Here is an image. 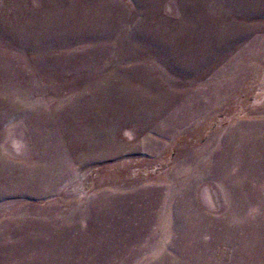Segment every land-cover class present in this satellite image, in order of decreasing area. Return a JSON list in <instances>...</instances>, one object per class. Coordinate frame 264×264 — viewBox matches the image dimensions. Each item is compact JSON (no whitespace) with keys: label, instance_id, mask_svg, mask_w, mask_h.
I'll list each match as a JSON object with an SVG mask.
<instances>
[{"label":"rangeland","instance_id":"374dc122","mask_svg":"<svg viewBox=\"0 0 264 264\" xmlns=\"http://www.w3.org/2000/svg\"><path fill=\"white\" fill-rule=\"evenodd\" d=\"M0 264H264V0H0Z\"/></svg>","mask_w":264,"mask_h":264}]
</instances>
